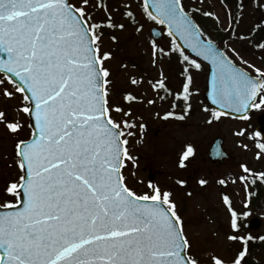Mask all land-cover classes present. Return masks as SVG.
<instances>
[{
    "label": "snow or ice",
    "instance_id": "6c2138e0",
    "mask_svg": "<svg viewBox=\"0 0 264 264\" xmlns=\"http://www.w3.org/2000/svg\"><path fill=\"white\" fill-rule=\"evenodd\" d=\"M249 2L264 11V0H234L241 16ZM137 10L166 26L171 38L167 50L151 42L153 63L174 54L182 65L184 79L175 100L183 103L184 112H168L165 119L183 120L191 109L194 74L202 68L198 58L211 65L210 98L219 108L205 107L209 123L229 115L225 109L247 119L251 109L264 106V67L249 64L233 48L255 75L238 65L196 22L193 14L200 9L184 0H120L113 7L106 0H0V126L15 138L13 164L19 170L3 189L14 199L0 203V264H199L172 193L151 183V191L138 193L122 173L125 160H134L125 138L134 133L125 129L136 125L124 118L131 117V108L112 99L114 81L106 64L112 53L101 45L106 28H125L114 20L115 12L136 21L141 31ZM97 11L104 13L99 21ZM202 15L220 20L213 12ZM227 19L231 35L239 18L229 9ZM257 27L264 32V26ZM255 47L264 51V40L255 41ZM165 81L161 70L160 78L150 81L152 89L171 95ZM136 100L131 92L123 94V103ZM11 107L20 119L9 115ZM25 127L28 138L21 136ZM256 147L259 159L264 142ZM193 156L189 144L179 167ZM241 167L253 183L264 181V171ZM239 179L246 182L248 176ZM223 199L230 205L226 195ZM231 215L236 232L237 213ZM228 239L235 242L234 254L227 260L213 254L212 264H248L253 238L232 234Z\"/></svg>",
    "mask_w": 264,
    "mask_h": 264
},
{
    "label": "rangeland",
    "instance_id": "374dc122",
    "mask_svg": "<svg viewBox=\"0 0 264 264\" xmlns=\"http://www.w3.org/2000/svg\"><path fill=\"white\" fill-rule=\"evenodd\" d=\"M106 2L109 7H113L119 4L120 0ZM184 3L189 8L200 9L199 12H194L198 19L204 16L202 13L205 11L218 14L221 30L225 31L228 28L225 7L218 0H184ZM103 15L104 13L100 11L94 13L97 21ZM237 15L239 23L236 24V32L232 36L235 38L243 36L244 39H238L241 46L235 41L224 42L225 51L238 65L255 75L253 69L241 65L239 57L231 51L234 48L249 64L264 67V51L250 45L253 39L254 23L251 18L254 12L247 6L242 16L239 12ZM114 20L125 24V28L123 30L106 28L101 50L112 53V58L106 62L114 81L112 99L121 102L126 110L131 108V117L124 118L136 125L131 129H125L126 132L134 133L125 137L128 139L129 154L134 157V160H125V167L122 169L126 182L138 193L151 191L148 188L149 183L172 193L171 199L177 205L187 235L193 244L191 255L199 264H212L213 254L226 260L230 259L236 249L235 242L228 239L229 235L264 237V202H261L259 208H255L252 203L248 206L249 187L248 190L245 188L248 180L242 182L239 179L241 175H245L242 165L247 166L252 172H260L264 167V153H261V158H257V152L260 150L256 145L261 141L254 133L255 117L264 108L258 112L253 111L250 118L245 121L221 117L209 123L210 113L201 111L199 97L194 96L190 100L193 107L191 115H185L183 120L176 119L175 116L165 119V114L171 112L169 108L171 101L164 99L161 102L159 91H153L150 81L159 79L163 70L166 85L170 88L172 86L175 90L171 91L176 93L181 90V85H177L179 77L176 76V73L181 72L179 65L174 63L168 67L158 58L157 62L153 63L149 31L156 24L141 15L139 10L137 20L144 25L139 32L136 30L139 26L136 21L122 17L119 12L114 13ZM113 34L117 37L116 41L111 39ZM169 41L165 37L162 41L156 42L167 49ZM244 49L248 52H243ZM202 72L204 77L201 83ZM202 72L200 75L194 74L192 86V91H200L201 95L207 71L203 68ZM132 79L137 83L133 84ZM8 87L12 88L10 84ZM126 92L134 94L137 100L130 105L124 104L122 97ZM149 100L154 103L149 104ZM2 106L3 101L0 100V107ZM9 115L20 119V114L14 107L9 109ZM21 122L23 123L22 120ZM139 124H144L145 127L141 129L138 127ZM29 132L30 129L25 127L21 136L28 138ZM216 138L223 139L224 147L231 156L224 165L212 164L207 159V150ZM14 139L12 134L0 126V203L6 199H14L3 192L5 184L18 176L19 170L13 164ZM189 144L194 148V156L189 158L190 162H186V167L181 168L178 161ZM150 174L152 179H149ZM181 179L186 181L184 185L178 183ZM201 179L207 181L203 186L198 183ZM220 180H224L225 183L220 184ZM225 195L229 198L230 205L225 204L223 199ZM232 211L237 213L239 229L236 232L231 228ZM255 217L261 219V227L256 233L247 229L249 220ZM260 254L251 255L254 264H264V253Z\"/></svg>",
    "mask_w": 264,
    "mask_h": 264
},
{
    "label": "water",
    "instance_id": "95a60500",
    "mask_svg": "<svg viewBox=\"0 0 264 264\" xmlns=\"http://www.w3.org/2000/svg\"><path fill=\"white\" fill-rule=\"evenodd\" d=\"M164 27L166 28V26H164ZM166 30H167V28H166ZM151 36H152V38L154 40H160L162 38L161 32L158 29H156V28H152L151 29ZM186 53L191 54L192 56L195 57V54L192 53L190 49H186ZM3 58H6V57H3ZM198 59H200L201 61H203L202 58H198ZM203 62H205L206 64H208L209 71H210L209 72V78H208L207 90L204 93V97H205V99L207 100L208 104L211 107H213L214 109L219 110V108H218L217 105H213L212 104V101H211V98H210L211 65L207 61H203ZM224 111L229 112V116H232V117H240L242 115L241 113L231 112V110H228V109H225ZM257 125L258 126H257L256 130L261 135L262 140L264 142V114L260 115V117L258 118ZM222 144H223V141L220 140V139L215 140L214 143L212 144V146H211V148L209 150V156H208L209 159L212 162L219 161L220 163H223L224 159H226L228 157L225 154V151L222 149ZM260 226H261V222H260L259 219H252L249 222V229L252 230V231H257L260 228Z\"/></svg>",
    "mask_w": 264,
    "mask_h": 264
},
{
    "label": "trees",
    "instance_id": "16d2710c",
    "mask_svg": "<svg viewBox=\"0 0 264 264\" xmlns=\"http://www.w3.org/2000/svg\"><path fill=\"white\" fill-rule=\"evenodd\" d=\"M261 39L262 38H257V40H261ZM250 197H251L250 204L252 203L255 208H259L261 206V202H264L263 190L259 185H256L254 189V193ZM248 247H249V254L247 256L248 264H254L252 258L249 257V255L255 252H261V253L264 252V240L254 237L252 240L248 242Z\"/></svg>",
    "mask_w": 264,
    "mask_h": 264
},
{
    "label": "flooded vegetation",
    "instance_id": "af4514ba",
    "mask_svg": "<svg viewBox=\"0 0 264 264\" xmlns=\"http://www.w3.org/2000/svg\"><path fill=\"white\" fill-rule=\"evenodd\" d=\"M252 19V18H251ZM253 19H264V16H256V17H254ZM191 111V110H190Z\"/></svg>",
    "mask_w": 264,
    "mask_h": 264
}]
</instances>
